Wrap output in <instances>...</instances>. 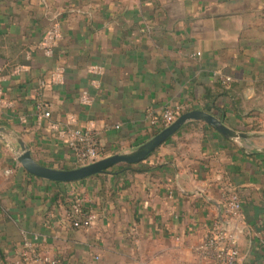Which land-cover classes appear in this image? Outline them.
Returning <instances> with one entry per match:
<instances>
[{
    "label": "crops",
    "instance_id": "1",
    "mask_svg": "<svg viewBox=\"0 0 264 264\" xmlns=\"http://www.w3.org/2000/svg\"><path fill=\"white\" fill-rule=\"evenodd\" d=\"M0 69V264H27L25 243L58 264H213L197 248L225 186L244 197L238 264H264V136L193 121L129 170L71 183L17 159L22 140L41 165L80 167L70 128L94 130L103 158L129 153L173 106L264 135V0H0ZM75 196L97 215L90 229L68 219Z\"/></svg>",
    "mask_w": 264,
    "mask_h": 264
},
{
    "label": "built area",
    "instance_id": "2",
    "mask_svg": "<svg viewBox=\"0 0 264 264\" xmlns=\"http://www.w3.org/2000/svg\"><path fill=\"white\" fill-rule=\"evenodd\" d=\"M59 38L57 27L50 30L45 36V43H50ZM220 80L227 84L231 81L228 77L220 76ZM2 70L0 69V111L6 106L5 93L2 87ZM48 87L46 82L40 85L41 89ZM36 109L41 117H51L47 104L41 100L36 104ZM183 114L181 106L167 107L159 117H153L151 124L160 131L167 128ZM63 142L68 146L71 154L81 166L92 164L103 159V149L94 130L88 128H70L63 134ZM85 198L75 196L71 202L68 219L76 229H90L97 221L94 212L85 209ZM244 197L240 191L232 186L222 189L221 204L223 213L220 219L213 222L212 227L197 248L201 258L213 264H238L241 259L240 237L245 232L243 219ZM25 247L32 253H26L27 264H58L56 258L42 257L36 251L34 244L25 243Z\"/></svg>",
    "mask_w": 264,
    "mask_h": 264
},
{
    "label": "water",
    "instance_id": "3",
    "mask_svg": "<svg viewBox=\"0 0 264 264\" xmlns=\"http://www.w3.org/2000/svg\"><path fill=\"white\" fill-rule=\"evenodd\" d=\"M193 121L204 122L212 126L219 133L230 140L251 139L264 136L261 134H249L236 131L226 126L221 120L214 117L213 115L203 111L194 110L183 113L167 128L161 130L149 141L145 142L129 153L115 154L107 158H103L98 162L80 166L75 169H54L39 164L32 157L30 148L22 140L19 141L20 152L17 153V159L21 166L29 174L37 178L61 183L84 181L103 174L104 172L119 165H136L143 162L160 146L166 143L171 137L176 135L185 125ZM10 134L11 132L8 129L0 127V137L5 135L9 136Z\"/></svg>",
    "mask_w": 264,
    "mask_h": 264
},
{
    "label": "trees",
    "instance_id": "4",
    "mask_svg": "<svg viewBox=\"0 0 264 264\" xmlns=\"http://www.w3.org/2000/svg\"><path fill=\"white\" fill-rule=\"evenodd\" d=\"M222 84V83H221ZM224 87L227 85V84H222ZM216 109H218V108H216ZM219 111H221L220 109H218ZM223 111V110H222ZM224 112V111H223ZM181 131V130H180ZM180 131L177 133V135H179L180 134ZM116 167H120L121 169L120 170H129L131 167H133L132 165H119V166H116ZM115 168V167H114ZM113 170V168L112 169H110V170H108V171H106V172H104L103 174H106V173H109V171H112Z\"/></svg>",
    "mask_w": 264,
    "mask_h": 264
}]
</instances>
